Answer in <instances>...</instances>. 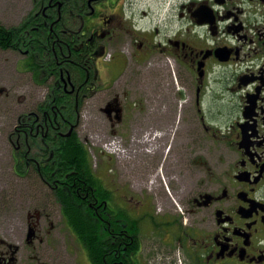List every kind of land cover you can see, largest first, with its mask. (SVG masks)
Wrapping results in <instances>:
<instances>
[{"label":"flooded vegetation","instance_id":"af4514ba","mask_svg":"<svg viewBox=\"0 0 264 264\" xmlns=\"http://www.w3.org/2000/svg\"><path fill=\"white\" fill-rule=\"evenodd\" d=\"M66 3L65 20H78V30H54ZM29 4L52 30L45 45L53 56L48 68L58 69L65 92L76 94L89 82L90 97H104L98 108L109 122L121 124L138 107L144 118L151 151L134 184L140 193L113 173L100 175L106 264H264V0ZM70 66L83 67L85 77L78 81ZM135 87L139 102L124 104ZM42 117L34 118L29 133L47 135ZM22 126L29 124L19 121L16 148L28 155L32 148ZM140 161L132 162L135 169ZM38 182L45 198L19 205L24 213L15 230L22 242L0 238V264H96L64 222L55 195L74 184ZM143 187L155 194L181 190L183 216L156 213ZM91 191L87 185L77 195L89 200ZM86 202L98 212L99 204ZM58 230L64 241L53 239ZM89 242L95 256L96 241Z\"/></svg>","mask_w":264,"mask_h":264},{"label":"rangeland","instance_id":"374dc122","mask_svg":"<svg viewBox=\"0 0 264 264\" xmlns=\"http://www.w3.org/2000/svg\"><path fill=\"white\" fill-rule=\"evenodd\" d=\"M30 1L0 0V23L8 27L19 24L30 12ZM22 58L23 54L18 50L0 49V238L20 243L21 234L19 236L15 229L22 222L24 212L18 208L19 205L26 207L36 202L42 203L45 196L43 197L44 190L39 182L33 180L35 187L32 189V182L14 172L13 148L17 145L14 140L18 136L14 130L19 125L20 117L46 96L50 82L49 79L46 84H36L31 73L21 69ZM135 71L137 72L136 67L133 74ZM139 94V88L135 87L128 90L121 101L124 104L125 101L131 105L136 104L139 102ZM102 99L104 97H86L80 108L75 130L81 141L87 144L97 173H113L116 179L119 178V182L125 181L131 186L130 192L138 195L139 189L134 184L145 171L144 155L151 151L145 146L147 137L144 135L142 112L139 107L133 112L128 111L122 116L121 124L114 125L99 111ZM106 143L109 147L104 148ZM172 150L175 155L178 154L175 142ZM139 155V158H134ZM135 159L141 160L138 169L133 167ZM122 172L123 175H120ZM142 190L149 192L159 215L180 213L183 216V195L178 188L165 189L158 194L145 187ZM64 238L62 230L53 234L55 241H64Z\"/></svg>","mask_w":264,"mask_h":264},{"label":"trees","instance_id":"16d2710c","mask_svg":"<svg viewBox=\"0 0 264 264\" xmlns=\"http://www.w3.org/2000/svg\"><path fill=\"white\" fill-rule=\"evenodd\" d=\"M67 9L66 3L60 9L61 18L56 23L55 28L53 27L54 30L60 28H64L66 31L72 30V28L78 30V20L67 23L66 20L69 15ZM42 21L43 19L30 12L19 24L13 27L0 23V49L24 50L26 54L20 61L21 69L29 71L36 84H46L50 79L46 96L32 110L20 117L23 124H29L26 127L22 126V131L27 133L26 135L23 134V137L28 136V143L32 149L28 155H25L21 150L13 148L14 172L20 177L27 178L30 182L33 180L38 182L43 179L52 182L58 178L67 179L68 185L74 184L73 187L65 186V188L57 189L55 192L60 202L62 217L77 238L82 241L84 247L88 249L91 259L96 264H106L109 258L106 243L107 230L103 221L105 215H103L101 205L103 197L101 194V176L93 167L87 144L81 141L77 130H75L80 108L86 97L91 95L90 85L89 82H86V85L81 84L80 92L76 94H70L61 88L58 69L48 68L53 56L49 54L45 45L52 30L49 29L48 24H42ZM85 53L86 50H84ZM66 68L78 81L85 77L83 67L70 66ZM39 115L43 116L40 120L44 126L43 130L48 132L45 136L40 133L35 134L34 130H32V134L29 133L31 127L35 129L36 122L33 120ZM16 129L14 131L17 134ZM69 129H71L70 134H65ZM37 130L40 131L41 127ZM31 162L44 165L40 170H29L23 167V164ZM87 185H90L92 190L89 200L77 195V192H83ZM30 186L32 189L35 187L33 182L30 183ZM86 201L99 204L98 212ZM134 232L132 234L135 235L134 239H136L137 235ZM90 239L96 241L95 256L92 255Z\"/></svg>","mask_w":264,"mask_h":264},{"label":"built area","instance_id":"2783aa9c","mask_svg":"<svg viewBox=\"0 0 264 264\" xmlns=\"http://www.w3.org/2000/svg\"><path fill=\"white\" fill-rule=\"evenodd\" d=\"M105 146H109V145H108V143H106V145H105Z\"/></svg>","mask_w":264,"mask_h":264},{"label":"bare ground","instance_id":"6f19581e","mask_svg":"<svg viewBox=\"0 0 264 264\" xmlns=\"http://www.w3.org/2000/svg\"><path fill=\"white\" fill-rule=\"evenodd\" d=\"M26 68V67H25ZM105 178V177H104ZM107 179V178H106ZM102 181V180H101ZM107 182V181H106ZM66 227V226H65Z\"/></svg>","mask_w":264,"mask_h":264}]
</instances>
